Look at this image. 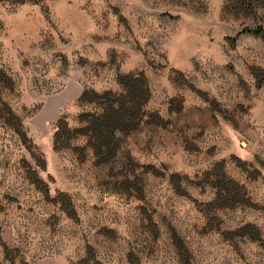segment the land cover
<instances>
[{
  "label": "rangeland",
  "instance_id": "374dc122",
  "mask_svg": "<svg viewBox=\"0 0 264 264\" xmlns=\"http://www.w3.org/2000/svg\"><path fill=\"white\" fill-rule=\"evenodd\" d=\"M224 6L0 0V264H264V46ZM128 75L144 119L103 163L80 98Z\"/></svg>",
  "mask_w": 264,
  "mask_h": 264
},
{
  "label": "trees",
  "instance_id": "16d2710c",
  "mask_svg": "<svg viewBox=\"0 0 264 264\" xmlns=\"http://www.w3.org/2000/svg\"><path fill=\"white\" fill-rule=\"evenodd\" d=\"M40 0H21L36 3ZM224 11L250 23L246 35L260 40L264 46V0H223ZM255 83L264 90V68L255 71ZM121 94L107 91L99 98L92 92H85L81 104L96 105V111L79 117L77 133L90 140V148L103 163L113 159L118 150L119 136L134 133L144 119V107L148 104L149 89L143 76H122L119 80ZM97 99L101 101L98 102ZM60 125H64L60 123ZM54 135V146L60 134Z\"/></svg>",
  "mask_w": 264,
  "mask_h": 264
}]
</instances>
